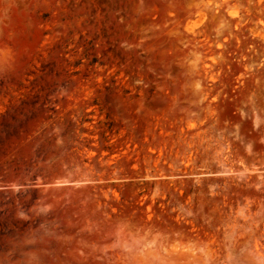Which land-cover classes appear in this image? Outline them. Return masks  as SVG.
<instances>
[{"label":"rangeland","instance_id":"obj_1","mask_svg":"<svg viewBox=\"0 0 264 264\" xmlns=\"http://www.w3.org/2000/svg\"><path fill=\"white\" fill-rule=\"evenodd\" d=\"M0 264H264V0H0Z\"/></svg>","mask_w":264,"mask_h":264}]
</instances>
